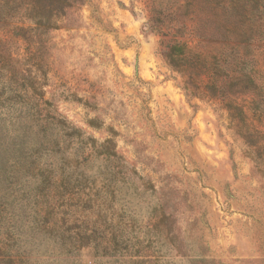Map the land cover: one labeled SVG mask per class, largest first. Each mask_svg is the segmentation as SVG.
<instances>
[{
	"label": "rangeland",
	"instance_id": "rangeland-1",
	"mask_svg": "<svg viewBox=\"0 0 264 264\" xmlns=\"http://www.w3.org/2000/svg\"><path fill=\"white\" fill-rule=\"evenodd\" d=\"M64 12L0 5V264H264V0Z\"/></svg>",
	"mask_w": 264,
	"mask_h": 264
},
{
	"label": "trees",
	"instance_id": "trees-1",
	"mask_svg": "<svg viewBox=\"0 0 264 264\" xmlns=\"http://www.w3.org/2000/svg\"><path fill=\"white\" fill-rule=\"evenodd\" d=\"M76 1L82 0H0V5L14 11V14L10 15L11 36L14 31H21L20 36H44L47 31L57 28L58 17L64 16L66 8ZM188 51L186 42H178L171 46L167 57L172 65L177 66L175 63L189 58ZM15 72L23 71L16 68ZM247 78L253 87L257 85L252 77ZM37 109L39 110V106Z\"/></svg>",
	"mask_w": 264,
	"mask_h": 264
}]
</instances>
